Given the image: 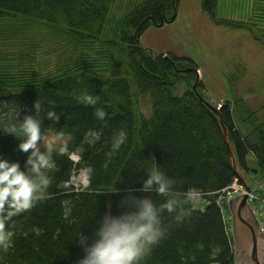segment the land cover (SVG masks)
Segmentation results:
<instances>
[{"label":"trees","instance_id":"16d2710c","mask_svg":"<svg viewBox=\"0 0 264 264\" xmlns=\"http://www.w3.org/2000/svg\"><path fill=\"white\" fill-rule=\"evenodd\" d=\"M180 1L143 0L116 23L111 15L115 0H0V102L21 105L23 115L33 111L37 98L44 109L55 101L60 121L45 120L44 127L64 128L72 133L69 149L81 148L77 163L66 155L54 157L51 198L15 218V245L4 264H73L82 254L75 243L76 233L82 227L89 231L93 212L104 210L106 197L101 190L113 183L135 185L153 162L178 181L177 188L197 189L209 203L203 209L192 205L189 217L171 223L166 237L142 264H214L209 257L212 246L222 249L215 264H234L228 211L223 213L217 198L236 174L217 115L193 91L197 66L186 57L155 56L140 44L149 27L167 23ZM218 4L219 0H202V9L217 24L246 27L242 22L219 19ZM114 26L117 31L109 33ZM38 36L41 43H53L61 51L51 72L34 66L35 56L22 61L6 49L18 48L25 41L27 51L34 50ZM178 85L185 88L182 95L174 94ZM84 88L99 96L97 106L106 109V123L95 119L92 106L76 102L75 95ZM198 92L202 95L201 86ZM141 97L150 99L149 117L140 111ZM219 113L238 168L249 173L246 159L252 153L264 176V122L256 126L255 117L242 121L243 136L228 105L221 106ZM120 128L126 130L128 139L109 159L105 156L107 141ZM88 129L101 133L92 147L82 143ZM16 145L12 136L0 133V154L22 163L25 154ZM81 172H86L88 186L78 190L70 182ZM61 182H67L68 189L58 188ZM151 195L157 203L162 200ZM62 200L72 204V223L62 217ZM169 220L165 214L164 223ZM33 226L42 229L39 236L30 231Z\"/></svg>","mask_w":264,"mask_h":264},{"label":"clouds","instance_id":"9594fccd","mask_svg":"<svg viewBox=\"0 0 264 264\" xmlns=\"http://www.w3.org/2000/svg\"><path fill=\"white\" fill-rule=\"evenodd\" d=\"M74 98L78 104L92 106L95 119L106 123L108 113L104 107L97 106L98 95L84 88ZM49 103L52 106L44 109L42 101L37 98L32 104L33 111L21 115V105L0 102V133L12 136L17 141L16 149L25 154L22 163L0 154V264H4L5 256L14 249L15 218L51 198V173L56 168L54 157L66 155L70 160L80 159L79 145L69 149L71 132L64 128L44 127L45 120L58 123L61 118L55 101ZM100 139V131L88 129L82 143L92 147ZM127 139L124 128L114 131L107 141L105 156L110 159ZM107 163L105 160L104 166ZM144 173L133 186L119 187L113 183L101 190V195L106 197L104 210L99 212L96 208L93 212L89 231L82 227L76 233L75 243L82 254L73 264H142L166 237L169 225L182 222L191 215L192 205L201 197L199 190L177 188L178 181L166 175L158 162L147 166ZM137 183L139 187H136ZM57 187L68 189V183L61 182ZM153 193L162 197L159 203L154 200ZM113 195L118 199L113 200ZM61 206L63 219L72 223L71 202L62 200ZM165 214L170 217L168 224L164 223ZM30 231L39 236L42 229L33 226ZM221 250L219 246L210 248L209 257L214 264Z\"/></svg>","mask_w":264,"mask_h":264},{"label":"rangeland","instance_id":"374dc122","mask_svg":"<svg viewBox=\"0 0 264 264\" xmlns=\"http://www.w3.org/2000/svg\"><path fill=\"white\" fill-rule=\"evenodd\" d=\"M143 0H115L111 15L117 23L126 13L138 6ZM219 19L242 22L246 27H228L215 23L202 9V0H181L172 17L162 27H149L141 36L140 44L153 55H175L186 57L197 66L201 98L220 109L228 105L234 116L237 130L243 135L242 121L253 118L255 125L264 122V0H219L217 8ZM253 29H252V28ZM109 33H115L117 29ZM39 42L34 50L27 51V43L21 46L6 47L10 54L19 56L22 61L35 56L34 66H42L52 71L56 56L59 60L56 45L47 41ZM35 41V39H34ZM3 49V48H2ZM53 50H56L53 52ZM50 53V54H49ZM54 54V55H53ZM46 55V56H45ZM184 86L175 88V95H182ZM141 113L151 115V102L147 97L139 99ZM256 113V116H255ZM258 114V115H257ZM255 126V127H256ZM244 136V135H243ZM77 163L79 160H73ZM248 177L253 186L259 187L264 194V176L252 153L247 155ZM86 184H83V178ZM86 172L74 174L71 185L75 189L88 185ZM233 189L217 198L223 213L228 211V201L237 197L244 186L237 179L231 184ZM231 186V187H232ZM208 200L201 194L193 204L196 209H203ZM225 216V214H224ZM226 218V217H225ZM231 226L230 220L228 223Z\"/></svg>","mask_w":264,"mask_h":264},{"label":"water","instance_id":"95a60500","mask_svg":"<svg viewBox=\"0 0 264 264\" xmlns=\"http://www.w3.org/2000/svg\"><path fill=\"white\" fill-rule=\"evenodd\" d=\"M195 72L198 74L196 70ZM199 81L200 79L197 75L193 86L195 91L197 90ZM197 96L217 115L236 178L250 191V181L247 174L237 166L229 131L223 124L219 110L201 98L199 93H197ZM227 207L230 213L231 234L234 242V264H264V232L248 203V196L244 194L229 200Z\"/></svg>","mask_w":264,"mask_h":264},{"label":"built area","instance_id":"2783aa9c","mask_svg":"<svg viewBox=\"0 0 264 264\" xmlns=\"http://www.w3.org/2000/svg\"><path fill=\"white\" fill-rule=\"evenodd\" d=\"M231 186L222 190L221 193L226 195L227 191L233 189V186L232 187ZM240 192L241 193L237 196L244 194L248 196V203L250 204L252 211L256 216L257 220L259 221L262 231L264 232V228H262V224H264V194L262 195L261 190L259 189V187L256 186H252L250 192H248L246 188L245 190L242 188Z\"/></svg>","mask_w":264,"mask_h":264},{"label":"bare ground","instance_id":"6f19581e","mask_svg":"<svg viewBox=\"0 0 264 264\" xmlns=\"http://www.w3.org/2000/svg\"><path fill=\"white\" fill-rule=\"evenodd\" d=\"M83 184H86V178L85 177L83 178Z\"/></svg>","mask_w":264,"mask_h":264}]
</instances>
